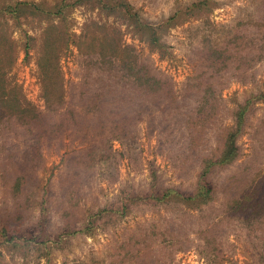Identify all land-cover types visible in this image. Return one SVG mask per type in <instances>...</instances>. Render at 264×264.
<instances>
[{"label": "rangeland", "instance_id": "obj_1", "mask_svg": "<svg viewBox=\"0 0 264 264\" xmlns=\"http://www.w3.org/2000/svg\"><path fill=\"white\" fill-rule=\"evenodd\" d=\"M98 48L104 65L130 49L176 93L129 96L121 134L115 107H79ZM230 133L207 203L155 200L189 193ZM263 194L264 0H0V264H264Z\"/></svg>", "mask_w": 264, "mask_h": 264}, {"label": "trees", "instance_id": "obj_2", "mask_svg": "<svg viewBox=\"0 0 264 264\" xmlns=\"http://www.w3.org/2000/svg\"><path fill=\"white\" fill-rule=\"evenodd\" d=\"M129 19L134 23V27L138 32H145L146 25L140 22L135 16H129ZM149 42L155 46H158L157 37L151 34L149 37ZM220 48L212 45H205V48L200 52L199 57L201 58L202 64L204 65V71L214 70L219 65V56ZM113 51L111 50V53ZM121 53V54H116ZM96 59L94 65H90L85 74L87 77L90 76L91 72L94 73L93 79L91 81L96 84V88L91 91L94 94L91 96H86L83 106H79L80 109H84V112L91 113L97 116L104 114L105 111L113 110V107L116 109V115L123 117L121 119V134L124 133V127L126 125V109L124 105H127L126 99L129 98V102H132L133 99L129 96L139 95L143 99L148 98L152 99H163L167 100L172 98L176 93L174 90V84L171 80L162 74H154L153 71L149 70L147 66L142 64L136 59L132 51L128 48H122L121 50H114V55L111 57L112 61L108 60L106 65L102 59H106L105 49L98 48L96 53ZM87 80H89L87 78ZM127 93V94H126ZM137 96H134V98ZM112 103V105H110ZM129 104V103H128ZM242 108V107H241ZM244 109V107H243ZM242 109V110H243ZM241 110V111H242ZM133 114V111L131 112ZM139 112L136 115L132 116V120H138ZM239 113L235 120V131L240 124ZM128 117H131L130 115ZM201 118L203 115L200 114L193 121L194 129H199L201 124ZM187 121H183V124ZM191 124V123H190ZM186 128L187 126L184 125ZM234 138L233 133L227 134L223 147L216 153L217 157L210 155L202 162L201 170L197 174L195 184L192 185V188L189 193H181L176 190V188H170L163 191V193L156 195L155 200L157 202H167L169 200L180 201L184 204H205L210 199V194L212 189L208 186V183L204 181V177L210 172L214 166H219L222 168L230 163L235 155L236 150L234 147ZM204 181V182H203ZM264 195V194H263ZM264 197V196H263ZM149 199V196L147 197ZM264 217V209L261 207V218ZM261 245H264V239L261 240Z\"/></svg>", "mask_w": 264, "mask_h": 264}]
</instances>
